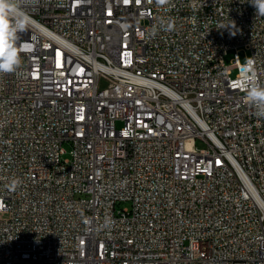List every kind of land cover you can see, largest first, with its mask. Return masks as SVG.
I'll return each instance as SVG.
<instances>
[{
    "label": "built area",
    "instance_id": "obj_1",
    "mask_svg": "<svg viewBox=\"0 0 264 264\" xmlns=\"http://www.w3.org/2000/svg\"><path fill=\"white\" fill-rule=\"evenodd\" d=\"M25 10L21 63L0 73V264H264V118L245 87L264 83V16L250 0Z\"/></svg>",
    "mask_w": 264,
    "mask_h": 264
},
{
    "label": "clouds",
    "instance_id": "obj_2",
    "mask_svg": "<svg viewBox=\"0 0 264 264\" xmlns=\"http://www.w3.org/2000/svg\"><path fill=\"white\" fill-rule=\"evenodd\" d=\"M38 2V0H36ZM169 0H155L158 7L167 5ZM256 14L264 16V0H250ZM31 17L25 10V0H0V73H12L21 63L23 45L18 42L21 34L27 32ZM159 27L170 30V21L160 20ZM156 29H153L155 32ZM246 99L254 110L257 118H264V83L249 80L246 84ZM19 181L12 179L9 187L13 190ZM111 220L106 219L104 226H110Z\"/></svg>",
    "mask_w": 264,
    "mask_h": 264
},
{
    "label": "rangeland",
    "instance_id": "obj_3",
    "mask_svg": "<svg viewBox=\"0 0 264 264\" xmlns=\"http://www.w3.org/2000/svg\"><path fill=\"white\" fill-rule=\"evenodd\" d=\"M248 55H249V52L248 51H246V50H242V51H240L239 52V57H240V60L242 61V62H245L246 61V58L248 57ZM232 57H233V54H230L229 56H227L226 57V62L227 63H229L230 61H231V59H232ZM236 71L234 70V73H235ZM104 84V81H102V85ZM120 125V123H118V126ZM197 145L198 146H201L202 145V143H201V141L200 140H197ZM64 147L66 148V153L63 155V157L64 158H68V157H70V149H71V145L69 144V143H65V145H64ZM123 204H119L118 206H122ZM1 216L3 217V218H7L8 216H9V214L8 213H6V212H3V213H1Z\"/></svg>",
    "mask_w": 264,
    "mask_h": 264
}]
</instances>
